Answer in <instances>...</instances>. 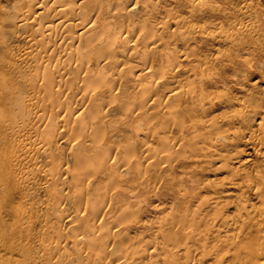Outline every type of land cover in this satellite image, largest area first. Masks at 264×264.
<instances>
[{"label":"bare ground","instance_id":"bare-ground-1","mask_svg":"<svg viewBox=\"0 0 264 264\" xmlns=\"http://www.w3.org/2000/svg\"><path fill=\"white\" fill-rule=\"evenodd\" d=\"M104 1L0 0V174L4 178L1 181L19 182V187L28 201L27 210L33 206L32 209L40 212L24 217L26 227L33 228L39 225L43 228L38 231V243H33L34 247L40 244L48 245L44 242V237L49 236L51 231L48 232L49 228L46 225L57 220L53 226L59 231H56L58 234L55 232L56 236L53 234V241L48 237L54 244L50 241L51 244L44 252L37 250L34 252L35 248H33L29 252L31 259L33 261L35 259V263L44 260L48 263V260L49 262L54 260V264H76L77 259H81L84 255L92 259L96 245L100 249L97 253V264H145L146 258L150 259L151 264H166V262L168 264H264V225L256 220L253 214L257 206L249 205L251 193L259 199L264 197V192L249 182L248 177L244 176L239 168L235 171L237 178L228 183L219 184L203 180L200 176L210 171L209 165L212 161L222 160L220 169L231 162L224 154L230 145L247 139L249 147L253 151L257 149L253 142L254 132L250 127L255 119H246L237 111L204 119L207 114L212 113L216 102L215 96L205 85L206 81L203 82L205 75H195L189 81L188 84L193 90L188 91L186 95L172 89L169 96L172 100L183 103L184 99L187 101L190 99L192 105H186L184 110L172 109L170 114L172 118L167 119L166 126L155 128L151 122L142 128V131L141 127L135 129L137 135L143 133L147 142L149 137L152 140L156 136L158 138L165 129L170 130L168 134L172 133V137L169 135L170 140L167 139L171 148V154L170 152L165 154L169 155V158L166 157L168 159L163 158V153L159 154L161 151L159 149H157L158 153L155 151L151 155L152 146L147 142L145 144L148 147L145 145L147 148H144L146 151L143 152L145 155L142 157L150 161L154 156L156 159L159 158L158 161L162 158L170 167V173L167 174L170 179L168 178L169 182L167 181L166 184L171 191L168 193L171 194L170 210L164 215H168V220L166 217L162 220V217L159 221L164 223L165 220L167 221V228L165 224L162 228L167 229L166 242L169 255L164 256L167 248L162 251L160 243V247L157 244L158 239L157 242H150L148 239L149 243L145 238L146 242L144 240L145 243H142L147 247L142 245L145 249L138 247L140 250L134 249L136 247L134 244L133 249L128 251L125 243L116 241L109 246L108 242L115 235L112 225L104 224L105 207L112 209L111 204L107 203L110 192L105 188L97 190L104 185L103 174L112 171L110 175L118 176L123 170L120 171V166L116 165L117 157L111 153H100V150L110 142L106 138L107 129L103 124H97L96 132L97 135H102V139L100 142L96 141L90 136L96 120L89 122V119L90 117L102 119L108 116V111L103 109L107 102L100 96L106 81L104 75L108 73L106 68L110 66L116 71L115 73H120L123 69H121L123 60L119 58L121 54L128 52L133 57V53L139 54L137 43L138 37L141 38L140 23L138 24L140 21L135 22L134 14L141 9V4L137 0H113L107 3ZM196 1L192 0L194 4ZM198 1L199 4H203L205 0ZM242 3L248 4L246 0ZM239 4V0L234 3L237 7L236 11L240 12L244 19L246 13ZM35 6L38 8L37 11ZM105 11L106 15H104ZM236 11L232 12L237 13ZM248 17L250 19L251 15ZM115 20L116 23L112 26ZM99 21L102 22V29L97 30ZM239 24L238 29L242 34L258 33L257 27L252 22L245 24L241 21ZM214 27L217 28L216 25ZM205 30L206 27L201 28V32ZM74 32L76 34H73ZM223 34H220L219 40H230L229 32ZM207 36L211 39L216 38L214 32H209ZM132 39L136 40L135 43ZM76 42H79V45H75ZM154 43L155 40L152 38L149 44ZM94 61L97 65L104 62L101 69L97 68L98 70L94 71L93 66L91 68ZM184 61L185 58L170 61L165 74L175 75ZM112 76L113 78L110 76L111 82L119 79L115 74ZM102 78L105 79L104 82ZM140 85L144 90L150 89L147 84ZM148 94L143 95L146 101L150 98ZM228 96L224 102L231 106L234 102L232 97ZM69 98H72V101L78 98L76 104L75 101H73L75 105L72 104ZM146 107L138 105L136 108ZM10 115L14 119H9ZM173 116L176 119H173ZM198 116L200 118H196ZM187 117L191 118L186 119ZM119 133L124 140H115L114 144L118 141L119 144L123 143V146L127 147L124 148L125 151L119 144L117 145L124 151L122 157L126 154L130 157L134 156V142L133 144L129 140L125 142L124 132L121 130ZM80 135L85 138L80 139ZM162 138L163 136L158 140ZM238 138L240 139L236 141ZM162 143H166L164 139ZM162 143L159 148L162 147ZM166 144L163 145L165 148ZM130 147L132 150L129 149ZM121 149L119 151H122ZM179 162L182 163L181 168ZM138 168L140 169V166ZM99 169L100 173L97 175ZM164 179L167 183L166 178L162 180ZM237 191H239L237 196L239 197L240 194L242 200L236 204L233 212L227 213L226 207L231 201H224L223 198L236 195ZM77 194L87 196V208L92 217L96 218L94 221L78 210L74 212L73 205L77 199L81 200L80 203L85 199L80 197L73 200ZM117 194L119 199H116L123 201L124 193L117 192ZM14 199V191H11L6 200L12 202ZM261 200L264 204V199ZM132 214V210L124 209L121 216L117 217L121 218L120 221H124L123 228L129 232V235L137 227L141 229L138 223L128 218ZM98 219L100 221L96 222ZM75 226L81 229L78 236L76 237L75 234L71 237L70 234L67 236L65 229L70 230ZM162 228L159 229V233L162 231L163 238L165 233ZM96 229L100 231L98 235L95 233ZM152 230L156 231L154 228ZM149 231L148 229V233ZM143 232L144 230L140 234L143 235ZM157 232L153 231L152 234L156 235ZM42 235H44L43 241L40 242ZM129 235H126L127 238L131 237ZM3 238L6 239L7 236ZM69 244L75 245L73 246L75 248L72 247L73 250H81L78 247L82 246L91 248L87 249L85 254L83 249L82 252L78 251V257L74 256V253L67 254L73 257L69 260L64 255L65 248ZM161 245L164 247L167 244ZM60 250L62 252L65 250V253ZM57 252L62 253L64 256L62 254L61 256L67 260L62 261L61 256H55V260L53 255ZM107 254H112L116 258L111 256L112 258L107 260L105 257ZM32 260L30 262H33ZM26 261L25 264H30Z\"/></svg>","mask_w":264,"mask_h":264},{"label":"rangeland","instance_id":"rangeland-1","mask_svg":"<svg viewBox=\"0 0 264 264\" xmlns=\"http://www.w3.org/2000/svg\"><path fill=\"white\" fill-rule=\"evenodd\" d=\"M109 1L113 0H105L104 2L107 3ZM137 1L141 4V9L134 14L135 22L140 21L138 24L140 23L139 33L141 38L139 39L138 37L139 41L137 43L139 54L136 55L133 53L134 57L130 56V53L128 52L121 54L119 58L122 59L123 64H125L124 66L123 64L122 66L120 65L121 69L123 68L120 73H115L116 71L113 68H110V66L106 68L108 73L104 75L106 81L102 78L105 83L103 84L104 87L100 92V96L103 101L107 102L103 109L108 111V116H105L102 119H91L90 117L89 122L96 120L93 124L94 128L91 130L90 136L100 142L102 135H97L96 126L99 123L106 127V138L107 140H110V142L100 150V153H111L117 157L118 162L116 161V165L120 166V171L123 170L122 174L118 176L110 175L112 171L103 174L104 185L97 190L99 191L105 188L106 191L110 192L107 197V203L111 204L112 209L105 207L106 216L104 224L105 226L112 225V231L115 230V235L108 242L109 246L113 245L116 241L118 243H125L128 246V251L133 249L134 244L136 246L134 249L136 248V250H140L138 247L142 248L145 246L142 243L145 238L148 242L149 240L150 242H157L158 239L159 241L157 244L159 246L160 243L163 251L168 247V243L166 242L167 229L165 230L162 228L165 225L167 228V221L165 220V223L159 221H161L162 217V220H164V217L167 218L168 215H164L170 210L171 194L168 195V193H171V191L167 188L169 186L166 185L170 179L167 175L170 173V167L167 166L168 164L166 165L167 162L162 158H160L161 163L158 161L159 158L156 159L155 156L151 161L149 159L146 160L145 158L144 161L142 157L145 155L144 153L146 149L144 148L147 144L154 148L150 149L151 155L153 152L156 151L155 153H158V151L161 150L159 151V154L163 153L162 155L164 156V159L168 157L169 155L166 156L165 154H167V152H170L169 154H171V148L168 145L169 141L167 139L170 140L169 135L172 137V133L168 134V131L170 130L167 131L166 129H161L163 130L161 132V135L163 136L162 139L167 143H165V148L162 139L158 140L162 137L161 135H158V138L156 136L153 140L151 137H149V139L147 138L148 142H151L148 143L143 133H138V136L135 129L141 127V130L151 122L152 125L154 124L155 128L166 126L167 119L170 120L172 118L170 116L172 109L184 110L186 105L191 106L192 103L190 99L188 101L184 99L183 103H179L176 100H172L169 96L172 89L182 95H186L188 91L193 90L188 83L195 77V75L206 76L203 82L206 81L205 85L208 86V91L215 96L216 99L212 113L207 114L204 119H210L215 116H220L223 113H231L233 111L241 113L246 119H255V121L251 122L250 127L254 132V146L257 147L256 151H253L249 147L250 144L247 139L241 140L234 145H230L226 148L224 154L225 158L231 162L226 167L220 169L219 167L222 165V160L212 161V164L210 163L209 165L210 171L200 175L201 178L219 184L228 183L237 178V173L235 171L239 168L242 170L241 173L248 177L249 182L258 186L261 189V192H264V0H246L248 2L247 5H243L242 1L244 0H239V6L246 13L244 19L242 14L236 11L237 7L234 3H236L237 0H205L203 4H199L198 0L195 4L192 0ZM37 10L38 8L35 6V11ZM232 11H236L237 13ZM106 14L105 11L104 15ZM248 15H251L250 19ZM241 21L245 24L252 22V24L257 27L258 33L248 34V32H246L247 34L243 33L244 35L240 33L238 28L240 27L239 23ZM115 23L116 20L112 23V26H114ZM214 25H216L217 28H215ZM221 26L223 27L222 31ZM203 27H206V30L201 32V28ZM117 28L119 29V27ZM96 29H102L101 21L98 22ZM209 32H214L216 38H208L207 34ZM225 32L231 34L230 40H219L220 34L224 35L223 33ZM73 34H76V32ZM152 38L155 40V43L149 44V41ZM134 39H136V37ZM134 39L132 40L135 43L136 40ZM75 45H79V42H76ZM146 51L147 54H145ZM149 55L150 58H148ZM184 58L185 61L183 62V66L180 67L175 75L165 74V69L170 61ZM145 59L149 60L145 61ZM94 62L91 65V68L93 66L94 71H97V68L101 69L104 64V62H101L100 65H97V62ZM120 66L118 67L119 70H121ZM114 74L117 75L119 79L115 82H111L110 76L113 78L112 75ZM141 83L149 85L150 89L144 90L141 88ZM197 87L201 88L199 86ZM148 93L151 94L149 95ZM144 94L150 96L147 101ZM228 95L232 97L230 98L234 102L231 106L226 105L224 102L226 101V98L229 97ZM70 99L72 104H74L73 101H75L76 104L78 98L73 99V101L72 98H69V101ZM138 105L147 107L144 109H137L136 107ZM241 114L239 115L242 116ZM190 118L191 117H187L186 119ZM196 118H200V116ZM9 119H14V117L10 115ZM173 119H176V117L173 116ZM70 124H73L72 120L70 121ZM121 130L125 134V142L129 140L132 141V144L133 142L135 144L133 145L135 153L133 150L132 152L134 153V156L132 157H130L129 154L122 157V153H124L123 150L127 148L123 146V143L119 144V142L116 141L117 143L114 144L115 140H124V138L121 139V134L119 133ZM46 131L49 132V130ZM158 131L160 134V130ZM231 136L232 138L234 137L233 134ZM84 138L85 137L80 135V139ZM239 139L240 138L236 139V141ZM146 142L147 144H145ZM73 143L74 140L72 141V144ZM160 143L163 144H161L162 147H160L164 149L159 148ZM118 144L123 150L117 146ZM133 146L131 145V147ZM131 147L129 149H131ZM120 149L122 151H119ZM157 149L159 150L157 151ZM120 152L121 154H118ZM138 159H141V161ZM157 161L159 163H157ZM138 165L140 166V169L138 168ZM181 165L182 163L179 162V168H181ZM158 167H160L159 170H157ZM161 168L163 170H161ZM99 173L100 169L98 170L97 175ZM160 176L162 177L160 178ZM163 178H166V182H168L165 183V179L162 180ZM2 179L4 178L0 174V264L2 262V264H23L26 259L27 263L32 260L29 252L32 251L33 248H35L34 252L36 250L38 252H44L48 245L54 240L53 234L56 236L55 232H59L58 229L53 226L57 220L50 225H46L49 228L48 232L51 231V234L44 238L49 240L51 237L52 241L49 240L48 242L44 239V242L48 243L47 246L40 244L37 246L35 245L36 247H34L33 243H38V231H41L43 228L39 225L33 228L26 227L24 225V217L31 213L37 214L40 212L32 209L33 206L27 210V206H29L28 201L24 197V192L21 190V187H19V182L13 183L14 180L10 182L1 181ZM155 182H159V184H155ZM11 191H14L15 196V199L12 202L6 200L7 195ZM35 192H37V190H35ZM117 192L124 193L122 196L123 201H118L116 199H119ZM238 193L239 191L236 192V195H229L223 198L224 201H231L226 207L227 213L233 212L236 204L242 200L240 194L239 197L237 196ZM250 195L249 205L251 206L254 204L257 206V209L253 214L255 215L256 220H259V222L264 225V204L261 200L264 199V197L257 199L258 197L255 194L251 193ZM80 197L85 198L82 203H80V199H77ZM86 198L87 196L84 194H77L73 198V200L77 199L75 205H73V210L74 212L78 210L81 214L86 215L94 221L96 218H93L90 214V211L87 208ZM124 209H130L133 211L132 216L128 218L138 223L137 225L141 227L140 229L136 225L137 228L135 227L136 229L132 232L130 231L131 235H129V232L123 228L124 221H120L121 218H117L121 216V212ZM168 213L169 211L167 214ZM99 221L100 219L96 222ZM156 223L159 225V228ZM149 224L152 225L150 226ZM153 228L156 229V231L152 230ZM160 228L163 229L165 238H162V231L159 233ZM98 229H96L97 232L95 231L97 235L100 232V229ZM148 229L150 230L149 233ZM65 230L67 236L70 234L69 237L74 234L77 237L81 231L79 226H75V228L70 230H67L66 228ZM142 230H144V236L141 235ZM153 231L155 233L157 232V234L155 235L154 233L153 235ZM125 233L131 237L127 238ZM44 235H46V232ZM44 235L40 238V242L43 241L42 238ZM4 236H7V238H3ZM150 238L155 239L151 240ZM63 243L65 244V242ZM161 244L167 245L164 246V248ZM73 246L75 245L69 244V246L65 248L66 254L64 255L69 260L73 258L71 256L73 255L72 253H74V256L78 257V251L82 252L83 249L85 254L87 249L89 250L91 248L86 245L87 247H78L81 248V250L74 249V251L72 249ZM95 246L92 255V259L94 260L89 259L87 255H84L81 259H77L76 264H97V253L100 252V249ZM145 247L142 249H145ZM165 251L164 256L167 257V255H169L167 254L168 248ZM60 252H62V250H60ZM60 252H57V254L54 253L55 255L53 256L60 257L63 252L65 253V250L61 254ZM67 254L71 255L68 256ZM111 256L116 258L112 254H107L105 257L107 260H110L112 258ZM5 258L8 261H6ZM60 258H62V261L63 259L64 261L67 260V258H63L62 256ZM54 259L56 260V257ZM53 262L55 261L52 260L49 262L48 260V263H45L44 260L39 263L36 261L35 263L34 259L30 264H54ZM145 264H151L150 259L146 258ZM166 264L168 263L166 262Z\"/></svg>","mask_w":264,"mask_h":264}]
</instances>
